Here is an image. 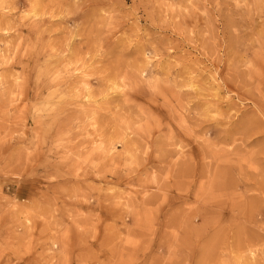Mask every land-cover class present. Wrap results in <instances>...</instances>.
Masks as SVG:
<instances>
[{
	"label": "rangeland",
	"instance_id": "1",
	"mask_svg": "<svg viewBox=\"0 0 264 264\" xmlns=\"http://www.w3.org/2000/svg\"><path fill=\"white\" fill-rule=\"evenodd\" d=\"M0 264H264V0H0Z\"/></svg>",
	"mask_w": 264,
	"mask_h": 264
}]
</instances>
